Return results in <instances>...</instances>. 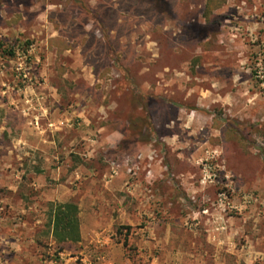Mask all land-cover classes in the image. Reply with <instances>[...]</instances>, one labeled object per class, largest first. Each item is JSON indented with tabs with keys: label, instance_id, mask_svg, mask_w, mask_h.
Returning a JSON list of instances; mask_svg holds the SVG:
<instances>
[{
	"label": "rangeland",
	"instance_id": "374dc122",
	"mask_svg": "<svg viewBox=\"0 0 264 264\" xmlns=\"http://www.w3.org/2000/svg\"><path fill=\"white\" fill-rule=\"evenodd\" d=\"M0 264H264V0H0Z\"/></svg>",
	"mask_w": 264,
	"mask_h": 264
},
{
	"label": "trees",
	"instance_id": "16d2710c",
	"mask_svg": "<svg viewBox=\"0 0 264 264\" xmlns=\"http://www.w3.org/2000/svg\"><path fill=\"white\" fill-rule=\"evenodd\" d=\"M213 8L208 7V12ZM13 53L10 52V55ZM53 237L59 242L79 241L78 208L72 203L52 206Z\"/></svg>",
	"mask_w": 264,
	"mask_h": 264
}]
</instances>
